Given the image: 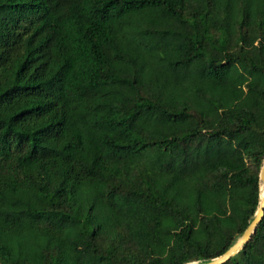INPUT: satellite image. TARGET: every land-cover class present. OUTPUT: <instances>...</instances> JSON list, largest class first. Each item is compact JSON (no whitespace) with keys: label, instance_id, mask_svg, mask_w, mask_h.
<instances>
[{"label":"trees","instance_id":"16d2710c","mask_svg":"<svg viewBox=\"0 0 264 264\" xmlns=\"http://www.w3.org/2000/svg\"><path fill=\"white\" fill-rule=\"evenodd\" d=\"M263 159L264 0H0V264L207 262Z\"/></svg>","mask_w":264,"mask_h":264},{"label":"water","instance_id":"95a60500","mask_svg":"<svg viewBox=\"0 0 264 264\" xmlns=\"http://www.w3.org/2000/svg\"><path fill=\"white\" fill-rule=\"evenodd\" d=\"M260 186L261 198L255 216L243 234L236 240V242L224 253L207 262H192L190 264H224L234 257L245 246V244L251 240L253 234L257 230V227L264 218V159L260 171Z\"/></svg>","mask_w":264,"mask_h":264}]
</instances>
